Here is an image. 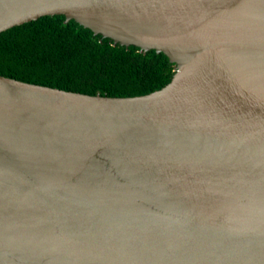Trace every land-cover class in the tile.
I'll return each mask as SVG.
<instances>
[{
	"label": "water",
	"instance_id": "water-1",
	"mask_svg": "<svg viewBox=\"0 0 264 264\" xmlns=\"http://www.w3.org/2000/svg\"><path fill=\"white\" fill-rule=\"evenodd\" d=\"M174 74L133 97L0 75V264H264V0H0Z\"/></svg>",
	"mask_w": 264,
	"mask_h": 264
},
{
	"label": "trees",
	"instance_id": "trees-1",
	"mask_svg": "<svg viewBox=\"0 0 264 264\" xmlns=\"http://www.w3.org/2000/svg\"><path fill=\"white\" fill-rule=\"evenodd\" d=\"M174 65L155 51L113 45L62 15L0 33V75L87 95L133 97L170 82Z\"/></svg>",
	"mask_w": 264,
	"mask_h": 264
}]
</instances>
